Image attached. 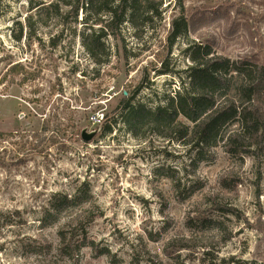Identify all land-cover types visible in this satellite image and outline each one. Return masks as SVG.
<instances>
[{
	"label": "rangeland",
	"instance_id": "374dc122",
	"mask_svg": "<svg viewBox=\"0 0 264 264\" xmlns=\"http://www.w3.org/2000/svg\"><path fill=\"white\" fill-rule=\"evenodd\" d=\"M41 1L0 0V132L15 134L0 139V264H264L262 160L231 156L220 145L192 169L196 154L182 143L135 138L120 116L111 133L101 126L122 93L130 97L144 83L133 104L155 109L188 81L187 39L165 50L179 1L193 23L189 39L264 64V0H165L150 26L126 24L121 40L106 39L112 56L101 65L84 48L83 14L39 13ZM163 61L169 74L159 73ZM86 129H99L90 143L82 140ZM161 167L182 190L157 174ZM193 184V196L182 192ZM81 190L96 205L91 224L63 234L59 226L40 228L54 195ZM195 235L202 238L189 249L166 246Z\"/></svg>",
	"mask_w": 264,
	"mask_h": 264
},
{
	"label": "trees",
	"instance_id": "16d2710c",
	"mask_svg": "<svg viewBox=\"0 0 264 264\" xmlns=\"http://www.w3.org/2000/svg\"><path fill=\"white\" fill-rule=\"evenodd\" d=\"M164 1L42 0L35 8L39 13L50 9L57 14L62 8H67V13L76 20L82 13L88 30L83 35L84 48L92 60L101 65L112 56L106 39L121 40L126 24L136 31L150 26L154 19L161 17ZM179 3L178 15L172 21L165 50L171 54L179 39H187L185 53L191 61L186 71L188 81L182 82V88L169 97L165 105L155 109L133 104L134 94L143 88L144 83L130 97L122 93L119 107L104 115L102 131L111 133L113 127L110 122L120 116L126 131L135 138L142 139L153 134L182 143L195 152L196 157L188 167L192 169H196L207 158L206 154L220 145L231 156L249 155L264 162V64L247 59L232 60L218 54L208 42L189 39L195 34L193 23L187 17L182 2ZM32 19V16L28 19L30 26ZM117 54L120 55L119 49ZM162 63L160 75L169 74L168 62ZM6 137H15V134L0 132V139ZM156 172L174 182L177 190H182L181 182L175 181L172 170L161 167ZM183 187L182 192L188 196H193L198 190L196 184ZM95 206L90 192L86 190L74 196L56 194L43 208L38 220L40 228L59 226L61 234L66 227L84 229L96 218ZM201 216L195 221L205 227L208 220ZM191 222L193 219L189 220ZM210 223L215 225V230L222 232V223ZM201 238L198 235L191 239L173 237L166 246L181 251L189 249L188 244L192 240ZM82 246L89 247L85 240ZM63 248L64 254L72 259V253H67L69 246ZM102 254L107 255L106 252Z\"/></svg>",
	"mask_w": 264,
	"mask_h": 264
},
{
	"label": "water",
	"instance_id": "95a60500",
	"mask_svg": "<svg viewBox=\"0 0 264 264\" xmlns=\"http://www.w3.org/2000/svg\"><path fill=\"white\" fill-rule=\"evenodd\" d=\"M98 133H99V129L90 133L86 129L82 132V140L85 141L86 143H90L98 135Z\"/></svg>",
	"mask_w": 264,
	"mask_h": 264
},
{
	"label": "built area",
	"instance_id": "2783aa9c",
	"mask_svg": "<svg viewBox=\"0 0 264 264\" xmlns=\"http://www.w3.org/2000/svg\"><path fill=\"white\" fill-rule=\"evenodd\" d=\"M94 122H100V120L99 119H96V120L94 119Z\"/></svg>",
	"mask_w": 264,
	"mask_h": 264
}]
</instances>
